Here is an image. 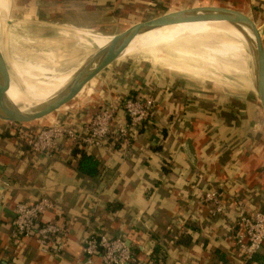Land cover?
I'll return each mask as SVG.
<instances>
[{
	"label": "crops",
	"instance_id": "crops-1",
	"mask_svg": "<svg viewBox=\"0 0 264 264\" xmlns=\"http://www.w3.org/2000/svg\"><path fill=\"white\" fill-rule=\"evenodd\" d=\"M14 6L22 15L18 21L36 28L38 36L52 29L84 30L80 43L88 47L105 46L126 28L122 23L141 20L151 10L200 6L234 7L262 28L264 38V0H10L8 18ZM179 79L159 76L145 64H112L88 87L91 94L73 102L72 119L58 114L79 125L126 98L156 100L150 125L130 145L109 142L86 150L101 161L95 180L78 173L71 155L79 147L71 141L51 155L35 156L19 128L0 118V264H89L81 240L91 232L125 239L132 264H243L234 241L240 232L237 202L246 213L264 211V152L247 156L245 142L254 121L264 125L260 97L241 120L236 108L220 107V98L205 106L203 94L183 90L186 84L179 88ZM120 116L128 119L121 109ZM210 190L223 197L226 214H216L204 201ZM42 198L54 205L42 223L65 226L61 253L44 252L39 236H14L16 205Z\"/></svg>",
	"mask_w": 264,
	"mask_h": 264
},
{
	"label": "built area",
	"instance_id": "built-area-1",
	"mask_svg": "<svg viewBox=\"0 0 264 264\" xmlns=\"http://www.w3.org/2000/svg\"><path fill=\"white\" fill-rule=\"evenodd\" d=\"M155 106L156 100L151 96L126 98L120 106H103L88 122L79 125L71 121L33 129L18 123L11 124L19 128L20 136L35 156L51 155L59 149L64 140L71 141L84 150L102 148L109 142L128 146L147 123ZM120 109L127 115L126 121L120 116ZM204 201L213 206L216 214H226L227 204L218 191L206 192ZM237 205L240 232L235 237V246L241 253L243 264H249L255 255L264 252V211L246 213L242 201H238ZM53 208V203L47 198H42L36 203H18L12 222L14 236H39L44 252L54 250L61 253L64 250L62 239L66 232L65 226L58 222L42 223L43 214ZM81 244L89 264H94V258H99L101 264L135 262L125 239L91 232L82 238Z\"/></svg>",
	"mask_w": 264,
	"mask_h": 264
},
{
	"label": "rangeland",
	"instance_id": "rangeland-1",
	"mask_svg": "<svg viewBox=\"0 0 264 264\" xmlns=\"http://www.w3.org/2000/svg\"><path fill=\"white\" fill-rule=\"evenodd\" d=\"M157 7L160 8L162 7V5L159 4V6ZM227 7L233 10H237L236 8L231 6ZM11 10V17L7 18L8 22H6L5 24V20H3L2 31L4 30V33H1L2 47L4 52L6 53L8 60L14 58H24L38 64L42 63L45 66L54 68L55 70L60 72L69 69L74 70L76 68H79L78 70L80 71L82 68H84V66H86L94 53L98 49L102 48L97 46V44H93L92 47L81 44V34L79 33V31L84 30H76L73 28H61L60 30L52 29L48 30L46 34L44 33V36H38L36 28L26 26L21 21H18L19 18H22V15L20 13V10L16 6L12 7ZM152 11L153 10H151L149 14L139 15V17H143L141 20L133 19L130 20L131 22L126 21L122 24L126 25L127 28L136 22L145 21L146 19L148 20L149 18L164 14L167 10L163 9L159 11V13L157 10H155V12H153L154 14L152 13ZM92 33L100 34L99 32ZM155 50L156 49L148 51L142 50L143 52L140 51L130 57L120 58V60L114 62L113 64H143V66L145 64L149 69H153V71L156 72V74L159 76L164 74L167 77L172 76L180 78V83L178 85L179 88L183 87L186 84L187 86H184L185 88L183 87V90L203 94L206 102L205 106L209 107L211 106L210 103L214 102L216 104L218 102L217 100H219L220 98L222 100L221 102H224L221 103L220 107L233 109L236 108L237 115L240 116L241 120L245 118V114L247 113V111L249 112V110H251V108L256 105V99L258 98V95L253 91L254 85L249 80L250 75L248 68L245 62L238 59L237 57L234 58V56H230L225 62L221 61L223 62V64L228 63L227 66L232 65L233 67L231 66L230 70L228 68H226V70H223L220 67L211 65L204 66L201 64H197L198 62L195 60L186 59V62L184 63L185 65H188L192 69H199L203 71V73H206V76L204 75L201 76V78H197L193 75H187L181 72H177L174 69H170V66H168L167 64H171V62L169 61L167 63L166 60L163 61L162 59L163 57L168 58L172 61H175L173 65H177L179 64L177 62L182 59L181 56L175 55L167 57L164 56L163 52H161L162 55H160L159 50ZM246 50L248 55H251V57L253 58V50L249 43L246 44ZM45 55H53L57 64H51L48 61L46 62ZM157 57H162L160 58V60H158V65L155 64L153 60H151L153 58L155 60ZM1 68L2 72L4 68L6 76L8 77V80L6 81V83L8 84V89H10V87L12 86L15 93H20L27 89L22 84L15 81V76L10 68L6 67L5 69L4 64H1ZM259 106L261 107L260 104ZM226 116L227 117L225 118V120L231 119V113L230 115ZM46 126L50 125H46V123L42 122H36L33 124H29L26 127L35 129ZM253 127L254 132L252 133L250 140L245 141L248 143L246 144L248 148L246 150L247 156L256 154L260 150L264 152V125H261L258 122L256 124V121H254ZM243 140L244 139H240L239 142H244Z\"/></svg>",
	"mask_w": 264,
	"mask_h": 264
},
{
	"label": "bare ground",
	"instance_id": "bare-ground-1",
	"mask_svg": "<svg viewBox=\"0 0 264 264\" xmlns=\"http://www.w3.org/2000/svg\"><path fill=\"white\" fill-rule=\"evenodd\" d=\"M9 3L10 0H0V66L1 64H4L5 69L6 67L10 68L15 76V81H17V83L19 82L27 89L23 92L15 93L12 86L8 89V84L6 83L8 98L15 105L26 110L28 108L42 109L47 104L63 98V96L71 93L73 94L77 86H80V83L85 80L83 78L77 79L76 75L79 72V68L60 72L54 68H49L42 63L38 64L24 58L8 60L2 47L1 33H4V30L2 31L3 20H5V24L8 22ZM207 31H212L222 36L228 44ZM109 43L110 42L105 46ZM247 43L248 40L228 22L184 23L163 27L139 35L130 43L121 58L130 57L142 50L148 51L156 49L159 50L160 55H162L161 52H163L164 56L169 57L179 55L182 59L179 62L176 61L179 64L173 65L175 61L164 57H157L155 60L154 58L151 59L155 64H157L158 60L162 58L163 61L166 60L167 63L169 61L171 62V64H167L170 66V69L201 78V76H204L206 73L185 65L184 63L186 62V59L195 60L198 62L197 64L204 66L211 65L220 67L223 70H226V68L230 70L232 65L227 66L228 63L223 64L221 61L225 62L230 56H234V58L237 57L245 62L250 75L249 80L254 85L255 91L260 97L259 72L254 55L252 58L251 55H248L247 53ZM45 57L46 62L48 61L51 64H57L53 55H45ZM1 59L3 60V63L1 62ZM93 67L95 66L92 65L91 69ZM4 76H6V73H4ZM22 102L30 104L26 106L19 105Z\"/></svg>",
	"mask_w": 264,
	"mask_h": 264
},
{
	"label": "water",
	"instance_id": "water-1",
	"mask_svg": "<svg viewBox=\"0 0 264 264\" xmlns=\"http://www.w3.org/2000/svg\"><path fill=\"white\" fill-rule=\"evenodd\" d=\"M199 22H228L249 35L248 43L252 47L259 72V94L264 112V38L262 28L244 12L217 6H200L174 12L169 11L148 20L136 22L119 34L112 36L110 43L104 48L98 49L86 66L76 75L77 79L83 78L85 80L80 83V86H77L75 92L63 96L56 102L47 104L42 109L28 108L24 110L8 98L6 88L8 77L4 76L5 70L3 68L2 72L0 66V118L6 122L18 123L23 126L36 122L46 123V125L66 123L73 118L72 112L77 108L73 102L78 98H83V96L86 98L88 94L92 93V89L88 87L105 69L120 60L127 47L136 37L171 25ZM1 62L3 63L2 59ZM92 65L95 67L91 69ZM84 88L82 97H78ZM66 105L68 108L62 109ZM72 106L74 108H71ZM58 114L63 115V117L69 116L67 118L69 120L58 118Z\"/></svg>",
	"mask_w": 264,
	"mask_h": 264
},
{
	"label": "trees",
	"instance_id": "trees-1",
	"mask_svg": "<svg viewBox=\"0 0 264 264\" xmlns=\"http://www.w3.org/2000/svg\"><path fill=\"white\" fill-rule=\"evenodd\" d=\"M149 125L150 124L147 121V123L141 128L140 132L147 129ZM117 147H120V143L117 144ZM71 159L76 164L78 173L84 179L95 180L101 175V161L95 154H89L84 149L76 148L72 152ZM253 262L264 264V252L255 255L249 264H252Z\"/></svg>",
	"mask_w": 264,
	"mask_h": 264
}]
</instances>
